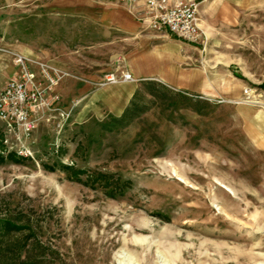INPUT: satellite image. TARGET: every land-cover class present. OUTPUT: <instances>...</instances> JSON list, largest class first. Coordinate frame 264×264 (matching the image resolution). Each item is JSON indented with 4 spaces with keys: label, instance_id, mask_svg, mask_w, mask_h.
<instances>
[{
    "label": "rangeland",
    "instance_id": "1",
    "mask_svg": "<svg viewBox=\"0 0 264 264\" xmlns=\"http://www.w3.org/2000/svg\"><path fill=\"white\" fill-rule=\"evenodd\" d=\"M106 1L91 17L85 0H0V85L19 57L49 64L73 106L38 122L33 157L0 128V218L17 223L0 264H264V0L201 2L189 65L210 91L137 80L120 115L82 116V84L128 51L95 18Z\"/></svg>",
    "mask_w": 264,
    "mask_h": 264
},
{
    "label": "built area",
    "instance_id": "2",
    "mask_svg": "<svg viewBox=\"0 0 264 264\" xmlns=\"http://www.w3.org/2000/svg\"><path fill=\"white\" fill-rule=\"evenodd\" d=\"M127 6L148 28L167 32L192 42L201 41L205 32L199 20L203 0H109ZM18 70L0 86V128L9 149L19 155L33 157L31 138L38 122L45 115L59 120L70 115L72 105L64 109L57 89L64 75L49 64L39 63L36 69L17 58ZM134 79L128 70H109L95 81L96 85ZM74 103V102H73ZM58 147L54 146V150Z\"/></svg>",
    "mask_w": 264,
    "mask_h": 264
},
{
    "label": "crops",
    "instance_id": "3",
    "mask_svg": "<svg viewBox=\"0 0 264 264\" xmlns=\"http://www.w3.org/2000/svg\"><path fill=\"white\" fill-rule=\"evenodd\" d=\"M85 1L89 4L90 16L94 17L92 0ZM101 5V12L95 14V18L128 43V51L117 71L125 68L134 79L94 86L82 84L83 88L77 95L81 99L79 115L104 112L120 115L136 90L137 80H158L173 89L210 91L212 86L204 68L198 64L189 65L193 58L199 56L197 48L189 40L148 28L125 5L108 0Z\"/></svg>",
    "mask_w": 264,
    "mask_h": 264
},
{
    "label": "trees",
    "instance_id": "4",
    "mask_svg": "<svg viewBox=\"0 0 264 264\" xmlns=\"http://www.w3.org/2000/svg\"><path fill=\"white\" fill-rule=\"evenodd\" d=\"M0 219H3V220H0V222L2 223V225L0 226V232L3 231V232H1L2 234L7 233L10 229L17 228V223L13 222L11 219H9V218H0ZM1 228H3V229H1ZM12 250L17 251V248L14 247V248H12Z\"/></svg>",
    "mask_w": 264,
    "mask_h": 264
}]
</instances>
